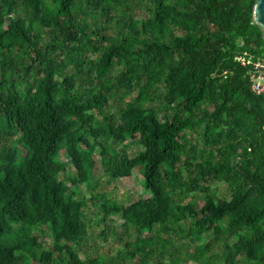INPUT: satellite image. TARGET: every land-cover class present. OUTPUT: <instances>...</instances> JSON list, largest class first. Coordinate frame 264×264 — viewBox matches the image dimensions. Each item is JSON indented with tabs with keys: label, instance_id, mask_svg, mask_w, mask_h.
Listing matches in <instances>:
<instances>
[{
	"label": "trees",
	"instance_id": "16d2710c",
	"mask_svg": "<svg viewBox=\"0 0 264 264\" xmlns=\"http://www.w3.org/2000/svg\"><path fill=\"white\" fill-rule=\"evenodd\" d=\"M256 2L0 0V264H106L74 248L98 156L111 179H144L129 203L100 196L101 221L138 230L126 257L178 264L174 237L199 241L200 264H264V95L237 59L263 53Z\"/></svg>",
	"mask_w": 264,
	"mask_h": 264
},
{
	"label": "rangeland",
	"instance_id": "374dc122",
	"mask_svg": "<svg viewBox=\"0 0 264 264\" xmlns=\"http://www.w3.org/2000/svg\"><path fill=\"white\" fill-rule=\"evenodd\" d=\"M146 13L142 3L136 2V15L143 16ZM117 71H114V74ZM113 110H116L115 107H112ZM15 140H12L10 144H13ZM7 144V145H8ZM126 149L129 151L131 155L141 149L135 142H128L125 145ZM3 147V146H2ZM184 157V156H183ZM185 158V157H184ZM98 163L94 170V179L92 186L84 185L81 187L80 197L85 200V220L89 226V234L83 241L74 245L76 252L79 256L84 259H90L97 256H103L106 258V264H141V261L138 258L131 259L130 257L125 256V241L130 240L134 241L137 239L138 230L133 228L128 232L125 231V228L121 225L122 218L120 214H115L110 216L107 219V222L101 221L103 214L100 210V205L102 203V199L100 196H103L107 199H114L120 203H129L138 199L139 197L146 194L144 190V179L141 175L140 168L137 167L134 169L133 174L129 178H121L117 180L111 179L109 176L104 174L103 167L100 165V158L98 156ZM68 162V161H67ZM68 173L67 177L71 176L74 169L72 165L68 162ZM187 175V172H185ZM215 186L217 187L218 193L227 194L226 184L224 182H216ZM98 193L99 197H95L94 194ZM84 197V198H83ZM192 197L183 200L185 203L189 201ZM197 200L196 208H200L204 203V197L202 195L193 196ZM190 221V218L185 220V224L187 225ZM107 227V236L103 234V230ZM45 229V238H43L44 247L46 249H50L52 247L53 238L49 229ZM167 233H162V237L164 239L168 238ZM171 242L175 244L174 247L170 246L168 249L176 252L175 257L178 256L180 261L178 264H200L199 261L195 259H190L189 254L191 253V249L196 244H199V241H195L194 243H190L189 245H182V240L176 239L174 237H170ZM219 249L218 245H213L211 251L213 254L217 253ZM216 256V255H215ZM209 263V264H224L221 258L217 257ZM173 257L170 256H159L157 258H152L149 264H155L157 261L162 262L161 264H176L173 261ZM31 264H40L38 261L32 262ZM88 264V263H87Z\"/></svg>",
	"mask_w": 264,
	"mask_h": 264
},
{
	"label": "built area",
	"instance_id": "2783aa9c",
	"mask_svg": "<svg viewBox=\"0 0 264 264\" xmlns=\"http://www.w3.org/2000/svg\"><path fill=\"white\" fill-rule=\"evenodd\" d=\"M237 59L240 60L242 64L252 63L253 70L250 73L251 89L255 94L264 95V45L263 53L257 60H246L243 57H237Z\"/></svg>",
	"mask_w": 264,
	"mask_h": 264
},
{
	"label": "water",
	"instance_id": "95a60500",
	"mask_svg": "<svg viewBox=\"0 0 264 264\" xmlns=\"http://www.w3.org/2000/svg\"><path fill=\"white\" fill-rule=\"evenodd\" d=\"M254 20L261 25L264 32V0H257L254 6Z\"/></svg>",
	"mask_w": 264,
	"mask_h": 264
}]
</instances>
